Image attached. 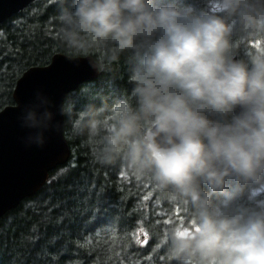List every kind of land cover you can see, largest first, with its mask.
<instances>
[{
	"label": "clouds",
	"instance_id": "clouds-1",
	"mask_svg": "<svg viewBox=\"0 0 264 264\" xmlns=\"http://www.w3.org/2000/svg\"><path fill=\"white\" fill-rule=\"evenodd\" d=\"M56 40L71 54L125 58L129 99L73 117L42 92L21 108L26 146L67 117L101 166L119 164L179 207L159 237L175 264H264V0H58ZM205 8L207 10H205ZM253 47L249 48V43ZM243 50L244 58H238Z\"/></svg>",
	"mask_w": 264,
	"mask_h": 264
},
{
	"label": "trees",
	"instance_id": "trees-1",
	"mask_svg": "<svg viewBox=\"0 0 264 264\" xmlns=\"http://www.w3.org/2000/svg\"><path fill=\"white\" fill-rule=\"evenodd\" d=\"M187 2L204 8L208 0ZM59 6L58 0H34L0 24V110L13 104L12 90L26 69L48 65L55 54L87 56L71 54L58 44ZM88 56L99 75L65 97L73 117L87 103L130 100L125 58L101 67L97 55ZM238 58H244L243 50ZM63 135L70 150L66 163L0 218V264H175L158 245V237L183 223L181 209L119 164L95 163L83 139L72 135L67 117ZM236 203L264 210V190L249 189Z\"/></svg>",
	"mask_w": 264,
	"mask_h": 264
},
{
	"label": "water",
	"instance_id": "water-1",
	"mask_svg": "<svg viewBox=\"0 0 264 264\" xmlns=\"http://www.w3.org/2000/svg\"><path fill=\"white\" fill-rule=\"evenodd\" d=\"M33 1L0 0V24ZM98 75V66L88 55L55 54L48 65L30 67L17 79L12 90L13 104L0 110V218L40 190L49 172L66 163L70 155L63 135L64 117L58 114L54 119L62 121L61 128L45 133L42 147L26 146L23 138L27 130L18 121L21 108L40 91L50 98L55 113L69 93Z\"/></svg>",
	"mask_w": 264,
	"mask_h": 264
}]
</instances>
